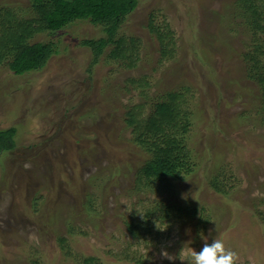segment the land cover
Here are the masks:
<instances>
[{"label": "rangeland", "instance_id": "obj_1", "mask_svg": "<svg viewBox=\"0 0 264 264\" xmlns=\"http://www.w3.org/2000/svg\"><path fill=\"white\" fill-rule=\"evenodd\" d=\"M240 14L234 0H138L117 33L129 48L138 40L134 67L101 58L88 71L81 41L104 33L87 20L54 34L43 68L0 66V130L18 129L0 154V264H186L160 253L199 251L201 235L224 240L240 264H264V109L240 57L253 46ZM150 16L173 58L160 61ZM160 88L183 92L204 173L138 190L146 153L125 121H143ZM214 173L227 193L210 186Z\"/></svg>", "mask_w": 264, "mask_h": 264}, {"label": "trees", "instance_id": "obj_2", "mask_svg": "<svg viewBox=\"0 0 264 264\" xmlns=\"http://www.w3.org/2000/svg\"><path fill=\"white\" fill-rule=\"evenodd\" d=\"M262 1L234 0L241 10L240 15L248 21L252 31L253 46L247 52L240 53V57L247 64V76L256 82V97L260 99L261 111L264 109ZM137 5L138 0H4L0 2V66H5L18 75L43 68L58 51L53 39L54 34L74 21L87 20L99 25L104 33L98 39L81 41V45L87 46L92 52L88 71H91L101 58L114 62L121 68L134 67L138 40L132 39L133 46L129 48L125 38L117 33L122 22ZM147 21L148 31L159 43L160 61L173 58L171 53L163 49L164 36L153 26L152 17ZM200 49L204 51L203 48ZM198 55L203 60L208 59L203 54ZM183 98V92L179 90L160 88L150 97V110L143 121L136 118V113H130L126 118V126L134 128L135 137L132 142L146 153L135 172L134 182L138 190L161 182L170 184L172 180H180L181 176H192L200 169L204 173L201 158H196L198 154L194 155L193 149L187 145L191 124L189 114L186 115L181 109ZM136 124L138 126L134 127ZM17 130L13 125L0 130V154L16 147ZM219 174L214 173L213 177L209 174L212 177L210 186L225 194L228 190L219 186L218 179L222 181ZM167 209L173 212L174 207L167 204L165 212L168 213ZM127 229L133 237H137L138 233L132 229V224L129 223ZM98 259L90 256L85 260H90L88 264H97Z\"/></svg>", "mask_w": 264, "mask_h": 264}, {"label": "clouds", "instance_id": "obj_3", "mask_svg": "<svg viewBox=\"0 0 264 264\" xmlns=\"http://www.w3.org/2000/svg\"><path fill=\"white\" fill-rule=\"evenodd\" d=\"M156 227L163 231L167 228V224L161 227L156 223ZM201 239L204 243L199 251L192 247L187 249L183 247L177 255H171L166 250H162L160 255L170 261L178 258L181 262H186V264H240L239 253L226 246L224 240L212 239L209 242L208 237L203 235H201ZM146 258H148L147 254Z\"/></svg>", "mask_w": 264, "mask_h": 264}]
</instances>
